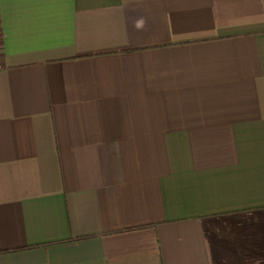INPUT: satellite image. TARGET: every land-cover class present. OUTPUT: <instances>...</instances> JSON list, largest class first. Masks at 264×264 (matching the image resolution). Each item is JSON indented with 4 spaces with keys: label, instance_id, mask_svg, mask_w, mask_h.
Instances as JSON below:
<instances>
[{
    "label": "crops",
    "instance_id": "0c3cea01",
    "mask_svg": "<svg viewBox=\"0 0 264 264\" xmlns=\"http://www.w3.org/2000/svg\"><path fill=\"white\" fill-rule=\"evenodd\" d=\"M0 45V264H264V0H0Z\"/></svg>",
    "mask_w": 264,
    "mask_h": 264
},
{
    "label": "clouds",
    "instance_id": "9594fccd",
    "mask_svg": "<svg viewBox=\"0 0 264 264\" xmlns=\"http://www.w3.org/2000/svg\"><path fill=\"white\" fill-rule=\"evenodd\" d=\"M143 26H144V20L143 19H139V20L136 21L135 27L137 29L143 28Z\"/></svg>",
    "mask_w": 264,
    "mask_h": 264
},
{
    "label": "built area",
    "instance_id": "2783aa9c",
    "mask_svg": "<svg viewBox=\"0 0 264 264\" xmlns=\"http://www.w3.org/2000/svg\"><path fill=\"white\" fill-rule=\"evenodd\" d=\"M3 68L2 65V53H1V45H0V70Z\"/></svg>",
    "mask_w": 264,
    "mask_h": 264
}]
</instances>
